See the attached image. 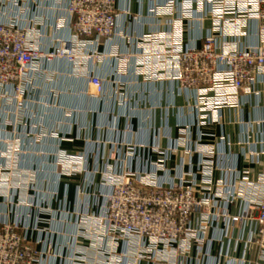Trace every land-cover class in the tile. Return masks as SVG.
<instances>
[{
  "label": "crops",
  "instance_id": "0c3cea01",
  "mask_svg": "<svg viewBox=\"0 0 264 264\" xmlns=\"http://www.w3.org/2000/svg\"><path fill=\"white\" fill-rule=\"evenodd\" d=\"M16 1L3 0L5 5L1 9L6 15L0 18L8 20L18 15L21 24L29 20L30 24L40 22L45 38L43 48H51L58 44L56 39L70 36L69 27L57 25L66 16L65 1ZM167 1L115 0V34L100 42L98 52L102 58L86 64L89 71L103 80L102 94L89 92L86 79L75 73L69 62L55 60L41 62V68L50 74L46 79L33 80L23 99L14 98L13 105L5 106L4 111L0 102V138H19V166L39 169L43 165V173L36 174V184L42 186V191L22 194L32 206H16L0 198V212L22 226L21 232L35 249L46 250L38 264H81L75 256L81 251H92L89 241L75 237L74 233L81 214L92 216L102 212L103 194L109 189L102 186L99 175L107 164L116 173L125 168L145 171L150 169V162L160 159L154 149H172L166 163L168 180L177 182L180 170L191 171L198 186L199 155L194 152V145L199 142L214 147L216 152L211 191L218 192L217 182L225 180L220 191L224 197L234 194L231 202L222 199L218 206L231 214L240 213L246 207L245 198L253 195L259 185L264 168V77H258L252 92L239 94L237 105L219 108L217 119L212 121L200 118L204 112L196 108L195 91L165 75L158 62L137 63L141 54L153 47L142 46L140 40L170 32L175 18H181L185 47H199L210 33L211 20L206 14L183 17L179 7L173 15L154 10ZM257 37L256 22L250 20L236 41L241 48L255 44ZM123 54L133 58L122 60ZM164 68L167 70L168 66L165 64ZM5 118L12 125L5 126ZM34 123L62 140L49 138L31 144L26 134L32 133ZM182 129L187 139L184 147L179 144ZM5 145L0 143V159ZM129 147L135 149L133 156L126 153ZM60 149L70 154L82 153L85 171L70 176L56 173L54 159L48 155ZM43 151L47 153L43 155ZM112 153L115 158L110 157ZM243 176H247V184H241ZM40 208H47L49 214L44 217L50 219L49 223H36ZM215 225L207 230L203 242H191L189 252L178 257L182 264H262L257 247L250 242L256 235L254 223L240 227ZM117 251L125 252V244L121 242ZM88 255L93 256L94 252ZM140 264L151 263L142 260Z\"/></svg>",
  "mask_w": 264,
  "mask_h": 264
},
{
  "label": "built area",
  "instance_id": "2783aa9c",
  "mask_svg": "<svg viewBox=\"0 0 264 264\" xmlns=\"http://www.w3.org/2000/svg\"><path fill=\"white\" fill-rule=\"evenodd\" d=\"M64 1L66 16L60 18L57 25L69 27L70 36L60 39L52 49L43 48V31L21 26L18 15L0 20V94L9 97L10 101L23 96L33 80L43 78L41 62L52 58L65 59L75 73L86 79L89 92L96 96L102 94L103 80L89 71L86 64L102 58L98 52L100 42L110 40L115 34V0ZM178 7L183 17L197 13L209 16L210 33L202 44L199 47L183 46L181 18L178 17L172 20L170 32L151 34L140 40L142 46L153 47L143 52L137 63L158 62L165 75L183 88L195 91L196 108L204 112L200 118L214 121L219 108L237 105L239 94L252 92L258 77H264V0H168L154 10L173 15ZM3 15L6 13L0 12V16ZM250 20L256 22L257 42L240 48L236 37L242 34L243 27L249 26ZM84 53H89L92 60L86 59ZM120 57L129 61L132 56L123 54ZM7 122L5 126L13 123ZM182 134L179 144L184 147L187 139L184 131ZM14 142H17L16 146ZM20 142L13 136L11 139L0 138V143L7 145L1 152L4 163L0 164L6 167L0 165V198L16 206H30L23 195L14 202L17 190L27 194L26 188L15 189L17 184L28 181L26 184L31 185V180L35 179L27 168L19 166ZM134 150L129 147L126 153L133 156ZM185 151L190 152L189 148ZM194 152L199 155V190L196 189L195 173L191 171L180 170L177 182L168 180L165 173L160 174L162 158L150 162V169L145 171L126 168L116 173L107 170L109 175L102 181V186L109 191L103 194L102 212L92 216L83 213L78 218L74 236L88 240L92 251H81L75 256L76 262L140 264L147 260L151 264H182L178 257L189 252L191 242H203L213 223L215 228L220 223L229 227L254 223L256 235L250 242L257 247L258 258L264 264V168L256 191L245 198L244 210L231 214L227 208L218 206L220 200L231 202L234 198V194L224 197L220 191L226 185L225 180L217 182L218 192L211 191L214 147L197 142ZM56 153L60 156L54 159V165L60 163L67 167L62 175L70 176L85 168V156L74 157L61 149ZM72 163L83 167L77 169L75 165L74 169ZM5 168L8 173L3 171ZM245 183L247 176L241 181V184ZM38 213L36 223L50 222L44 217L49 214L45 208H40ZM21 228L17 221L11 222L8 215L0 212V264H38L46 253V250L35 249ZM121 242L125 244V252L117 251ZM49 250L47 248V252ZM93 252V256L88 255Z\"/></svg>",
  "mask_w": 264,
  "mask_h": 264
},
{
  "label": "rangeland",
  "instance_id": "374dc122",
  "mask_svg": "<svg viewBox=\"0 0 264 264\" xmlns=\"http://www.w3.org/2000/svg\"><path fill=\"white\" fill-rule=\"evenodd\" d=\"M5 1H8V0H4V2ZM4 2H3V0H0V12H4V10H2L1 9V7L2 6H4L5 4H4ZM15 2H17L16 0H15ZM0 20H2V19H0ZM30 22V20L27 22V24H21V26H23V27H27V29H32V28H36V29H38V31H40L41 30V24H40V22H32L31 24L29 23ZM38 24H39V27H38ZM33 30V29H32ZM43 40H45V38H44V36H43ZM57 40V42L55 41V43H59V40H60V38H58V39H56ZM50 44H52V42H50ZM56 45H58V44H53V46L51 47V48H54V47H56ZM50 48V49H51ZM84 56H85V58L86 59H90V60H92V57H91V55H89V53H84ZM89 56H90V58H89ZM46 60V59H45ZM45 60H43V62L45 61ZM55 60H65V59H63V58H52V60L51 61H55ZM47 61V60H46ZM66 61V60H65ZM49 74H50V72L47 70V69H45V68H43V77L46 79L48 76H49ZM48 80V79H47ZM17 97V99L18 98H21V99H23V97H25V96H16ZM12 101V102H11ZM10 101V98L9 97H7V96H5V95H2V94H0V102H1V104H3V109H1L2 111H4V109H5V106H11V105H13V100H11ZM35 101V100H34ZM36 102V101H35ZM8 121V122H7ZM10 121L11 120H8V118H5V122H7V123H10ZM33 126H34V129H32V133L31 134H29V137H28V142H30L31 144H38L39 142H41L42 140H43V142H45L44 140H46V139H48L49 140V138H55L56 137V139H59V140H62V137H58L57 136V134H54V133H52V132H47L46 130L44 131L43 130V127L40 125V124H38V125H36L35 123L33 124ZM15 145V144H14ZM5 146H7V145H5ZM172 150V149H171ZM168 151L167 149H165V150H161V151H159V150H157V149H154V152L155 153H157V155L159 156V158H162L163 159V162H161L160 164L162 165L161 167H163L162 168V170H160L159 171V173L160 174H163V173H165L166 174V163H167V161H168V158H169V156H170V154L172 153V151ZM22 152V151H21ZM57 152V150H55V152H51L48 156L50 157V159L52 158V159H57V156H60V155H58V153H56ZM44 153H47V152H44L43 151V155H44ZM68 153V152H67ZM14 154H16V152H14ZM14 154H11V156H13ZM70 154V153H69ZM71 155H73L74 157H78V156H84L82 153H74V154H71ZM18 156V155H17ZM14 157V156H13ZM110 157L111 158H115V156H114V153H112V154H110ZM156 161V160H155ZM0 163H4V161H3V159L1 158L0 159ZM59 164V165H58ZM55 163V172L56 173H58V174H60V175H62V171H64V170H66L67 169V167L66 166H63V164H60V163ZM0 165H3V164H0ZM75 165L77 166V169H79V168H81V167H83V165H81V164H76V163H72V166L74 167V169H75ZM3 166H5L6 167V165H3ZM50 165H47V167H49ZM81 166V167H80ZM7 167H8V165H7ZM17 167L18 166H16L15 167V169H17ZM111 169L112 170H114L113 169V167L112 166H109L108 164L105 166V168L101 171V173H100V180L101 181H103L104 180V178H106V176L107 175H109V173H106V171L107 170H109L108 172H110L111 171ZM126 169V168H125ZM128 169V168H127ZM27 170H28V173H29V171L33 174V176H35V179L32 181L31 180V185H28V184H26V183H28V181L27 182H24V181H22V182H20L21 183V185H18L17 184V186H16V188L15 189H25L27 192H29V191H32V194H33V192H39V191H42L41 190V187L42 186H37V184H36V174L37 173H39V172H41V173H43V165L38 169L37 167H34V166H30L29 168H27ZM47 170H49V168L48 169H46V170H44V171H47ZM132 171H137V170H134V169H131ZM3 171H6L7 173H8V171L6 170V168L3 170ZM20 171V170H19ZM85 170H84V168L83 169H81V170H79V171H77L75 174H80V173H82V172H84ZM124 171V169L122 170V172ZM30 177H31V175H29ZM33 178V177H32ZM31 178V179H32ZM199 182V181H198ZM197 182V183H198ZM30 183V182H29ZM199 187V186H198ZM197 187V188H198ZM28 188V189H27ZM45 188V185L43 184V189ZM18 192L14 195V197H21L22 196V194H23V192H21V191H19V190H17ZM17 198V199H18ZM19 200H20V198H19ZM30 206H32V204L30 203ZM46 212H48V210H47V208H46ZM45 216H46V214H45Z\"/></svg>",
  "mask_w": 264,
  "mask_h": 264
}]
</instances>
